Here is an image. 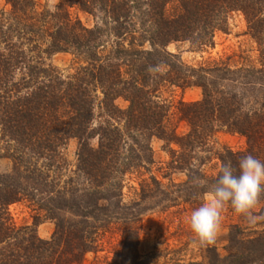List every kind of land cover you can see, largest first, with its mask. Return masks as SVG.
Here are the masks:
<instances>
[{
    "label": "trees",
    "instance_id": "trees-1",
    "mask_svg": "<svg viewBox=\"0 0 264 264\" xmlns=\"http://www.w3.org/2000/svg\"><path fill=\"white\" fill-rule=\"evenodd\" d=\"M5 3L10 8L0 10V132L16 145L7 153L11 171L0 174V264L79 262L105 233L119 237L109 264H150V256L138 250L139 222L163 189L154 177H141L136 197L125 202L123 188L127 173L152 161V136L178 146L172 168L190 170L191 153L207 149L221 128L246 139L244 148L218 153L221 167L231 163L238 172L248 154L264 162V0H59L46 13L36 12L33 0ZM74 5L101 13L103 25L87 28L71 20L68 8ZM234 10L243 13L257 44L256 62L191 66L166 49L177 41L195 50L209 47L214 31L227 30ZM67 51L80 64L64 76L46 58ZM166 83L201 89L200 99L178 102L185 133L167 126L169 108L156 97ZM119 97L128 102L125 108L115 104ZM71 138L77 141L76 176L58 187L59 174L31 160L56 162ZM219 173L209 184L215 185ZM24 197L53 221L48 239L36 233L39 214L30 226L10 222L7 206ZM227 242L226 256L212 243L202 249L204 260L163 264H264V232L245 240L232 228Z\"/></svg>",
    "mask_w": 264,
    "mask_h": 264
},
{
    "label": "rangeland",
    "instance_id": "rangeland-1",
    "mask_svg": "<svg viewBox=\"0 0 264 264\" xmlns=\"http://www.w3.org/2000/svg\"><path fill=\"white\" fill-rule=\"evenodd\" d=\"M58 1L33 0V8L36 12L46 13L53 11ZM9 8L10 6L5 3V0H0V10ZM68 12L71 20H79L87 28L103 25L102 14L99 12L92 14L82 10L78 5L69 7ZM108 39L110 38L107 37L106 40ZM212 40V45L202 50L191 49L188 41L170 42L166 45V49L179 54L181 60L191 66L217 61L234 67L242 63H254L257 60V44L249 33L243 13L239 10L231 11L228 14L227 30L214 31ZM143 46L147 48V42ZM46 62L59 69L62 75L69 76L80 64V59L67 51L56 52L48 56ZM156 95L157 99L164 102L169 108L167 126L176 128V133H185L188 126L179 117L178 102H192L200 99L201 89L197 86L179 87L166 83L159 87ZM100 100L101 93L97 91L95 106H99ZM114 102L120 108H125L128 105V102L121 97ZM95 109L97 111V108ZM95 123L96 120L92 122L93 125ZM90 143L95 146L96 139H91ZM148 143L151 148L152 161L146 165V168L142 167L137 171L132 170L127 173L123 188L125 202L136 197L135 189L138 188L137 182L141 177L148 181L150 177H154L159 182L161 190L163 189V193L160 190L157 193L158 204H148L149 209L141 214L138 250L142 256H150V264L170 263L173 261L172 259L176 258L185 261L188 259L204 260L202 249L206 244H201L192 232L189 217L193 210L206 202V197L213 187L209 184L208 178L217 176L220 171L221 160L218 153L224 148L242 149L246 145V139L237 133L228 132L224 128L219 129L210 139L208 150L196 147L191 153L190 170L171 167L170 161L174 154L172 151L179 150L175 143H167L156 136H152ZM15 145L0 132V174L11 171L12 159L7 156V153ZM76 148L77 141L71 138L60 149V158H57L56 162L53 160L48 162L47 158L41 157L34 158L31 163L36 162L38 169L48 172L50 175L59 174L58 187H61L67 183L68 177L75 178L76 176L74 173ZM48 163L53 165H48ZM57 164H60L61 169L55 170L53 166ZM189 173L192 174L191 181H187ZM172 183L178 185L184 183L185 185L178 188L171 185ZM165 189L167 193H165ZM252 211L256 216H264V193L260 195L257 205ZM7 213L10 222L17 228L32 225L34 215L39 214L40 222L35 225V229L37 235L43 239H48L54 229L53 221L44 217V212L37 207V204L25 197L10 203L7 206ZM221 217V227L213 244L222 257L228 253L226 250L227 234L232 228H237V234L245 240L264 232V219L251 225L247 218L236 213L230 204L224 206ZM96 237V247L86 251L81 261L71 264H109L114 248L119 243V237L112 236V233L99 234Z\"/></svg>",
    "mask_w": 264,
    "mask_h": 264
},
{
    "label": "clouds",
    "instance_id": "clouds-1",
    "mask_svg": "<svg viewBox=\"0 0 264 264\" xmlns=\"http://www.w3.org/2000/svg\"><path fill=\"white\" fill-rule=\"evenodd\" d=\"M264 193V162L251 154L238 162V172L231 163L220 168L217 182L206 197V202L191 212L189 224L201 244H212L221 227V213L226 204L244 215L254 225L264 216H256L253 209Z\"/></svg>",
    "mask_w": 264,
    "mask_h": 264
}]
</instances>
